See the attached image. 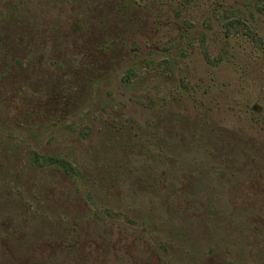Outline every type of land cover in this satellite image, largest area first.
<instances>
[{
	"label": "rangeland",
	"instance_id": "obj_1",
	"mask_svg": "<svg viewBox=\"0 0 264 264\" xmlns=\"http://www.w3.org/2000/svg\"><path fill=\"white\" fill-rule=\"evenodd\" d=\"M260 1L0 0V264H264Z\"/></svg>",
	"mask_w": 264,
	"mask_h": 264
},
{
	"label": "trees",
	"instance_id": "obj_2",
	"mask_svg": "<svg viewBox=\"0 0 264 264\" xmlns=\"http://www.w3.org/2000/svg\"><path fill=\"white\" fill-rule=\"evenodd\" d=\"M260 3L261 5L258 7V10L262 14H264V0H261ZM2 17L3 16H1L0 14V18ZM226 27H227L228 36L230 35V32L232 31H239V30L245 31V29H247L246 25L241 20H237V19H232L229 23L226 24ZM158 66L161 68L164 67L166 70H169L171 63L169 61H162V63L160 65L158 64ZM134 75L135 74L133 73V71L128 72L125 81L127 82V81L132 80V77ZM112 124L116 127L117 125H120L119 122H115V121H112ZM41 159L43 160L42 162H41ZM34 160H35V163L38 165H41V164L51 165L52 164V165L59 166L60 168H63L64 170H67L68 172H72L73 174L77 173L75 166L65 159H59L55 157H43L38 154H34Z\"/></svg>",
	"mask_w": 264,
	"mask_h": 264
}]
</instances>
